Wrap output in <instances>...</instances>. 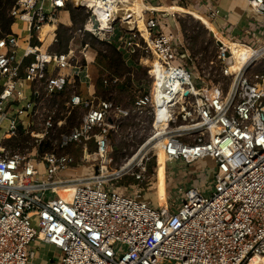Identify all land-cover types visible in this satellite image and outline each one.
<instances>
[{
	"label": "built area",
	"instance_id": "built-area-1",
	"mask_svg": "<svg viewBox=\"0 0 264 264\" xmlns=\"http://www.w3.org/2000/svg\"><path fill=\"white\" fill-rule=\"evenodd\" d=\"M245 1L259 17L252 21L259 29L249 21L238 24L236 37L212 33L220 76L232 80L224 93L198 70L178 24L184 14L164 10L160 0L17 1L11 15L13 28L21 29L0 39V264L35 262L36 244L56 251L52 264H247L264 256V0ZM136 4L143 7L141 22ZM70 9L87 14L79 33L110 43L127 63L124 55L132 60L139 55L152 89L160 79L178 89L159 93V99L152 90L144 92L129 109L98 95L84 97L81 90L60 105L56 95L79 84L90 63L84 54L82 65L71 49L51 51L62 15ZM219 16L211 4L204 17L213 23ZM48 24L56 28L46 44L40 35ZM117 26L123 31L119 43L111 40ZM223 39L255 54L238 66ZM29 82L30 98L25 95ZM45 109L38 133L35 119ZM76 109L84 112L82 119L61 135L59 146L82 148L85 175H65L77 170L69 155L25 154L8 144L31 136L39 148L54 132L56 116ZM148 111L156 126L152 140H163L167 167L214 162L211 194L184 182L174 187L177 200L160 207L139 189L145 175L137 174L135 185L113 184L133 168L109 170L111 133L119 122ZM92 163L97 166L89 173ZM71 186L69 198L59 194Z\"/></svg>",
	"mask_w": 264,
	"mask_h": 264
},
{
	"label": "rangeland",
	"instance_id": "rangeland-1",
	"mask_svg": "<svg viewBox=\"0 0 264 264\" xmlns=\"http://www.w3.org/2000/svg\"><path fill=\"white\" fill-rule=\"evenodd\" d=\"M164 3L166 2L164 1ZM167 3H169V1ZM177 19L180 23L181 33L186 41L187 48L191 56L197 60L198 70L204 72V74L208 76L215 89L220 90L223 93L227 92L232 80H223L220 76V64L216 58L217 46L214 34H212L200 22H197L193 17L188 15H180V17ZM69 22L70 24H68ZM61 23L62 25L59 26L58 30V42L51 48V51H65V49L61 48L66 44L65 38L67 36H72V40L68 44V49L74 50L75 55L79 60L78 62H83L86 64L84 62L83 55L88 54L90 51L89 55L92 58L91 61L94 60V64H96L97 51L92 45H98V43L92 38H88L86 33L78 32L82 24L79 21L73 23L69 15L68 22L63 20ZM251 23L252 26L259 29V24L252 21ZM122 37L123 31L120 30L119 26H117L111 40L115 43H119ZM84 42L87 43L85 46L83 45ZM250 42L252 43L253 40H250ZM22 45L26 44L22 42ZM243 55L242 59H244ZM124 56L126 59L130 60V67H128L131 68V72L128 77L130 76L132 80L131 86L122 91L121 89L111 86V84L114 82H107V84H105L106 89L103 91L101 90L99 95L102 99H111L110 101H112L114 104L129 109L131 107L132 101L136 99V97L141 96L144 92L149 93L151 90H155L158 83H156L152 89L148 70L146 67L140 64L139 55H135L133 60L129 59L128 55ZM227 64L230 67L232 65L230 60H228ZM256 70L260 71L261 68ZM102 76L104 79L109 81V77L106 74ZM83 78L84 77L82 75V79ZM124 82H126L125 78L120 80V83ZM98 83L99 76H95L90 85L92 95H98ZM31 87L32 83L30 82L25 85V95L28 98L31 97ZM73 92L75 91H73L72 88H69L67 92L68 95H66L64 99L66 100L67 97L73 94ZM59 103L62 105L60 101ZM48 109H50V107ZM61 109L62 108H60L58 111ZM45 111L46 109L42 111L41 115L35 119V129L38 131V133L42 131L41 124L46 117ZM83 113L84 112L82 110L76 109L70 112L67 116H56L54 132L50 133V135H48L43 141V143L46 141L50 144V150H48L46 153H54L58 156L69 155L74 158L77 170H69L65 172V175L68 177H81L88 172L86 168L80 165V160L83 155V150L81 147L71 146L67 148H61L59 146L61 135L68 133L74 126H76L82 119ZM69 116L73 119L71 122H68L67 118ZM180 123V121L177 122V124ZM155 129L156 126L151 116V111H148L145 115H142L137 119L119 122V128L113 131L110 136L112 154L110 156L109 170L111 172L119 171L138 153L139 158L129 167L133 168L129 175L119 179L118 181H114L113 184L119 185V182H123V186L135 185L138 183L136 175H145L143 182L138 184V186L140 185L139 189L142 191L144 198L151 201L154 205L160 207L166 206L167 202H169L171 198H174V201L177 200V197L174 194V187L177 184L185 185L184 182H186L187 186L193 185L199 191H204L203 193L205 195L211 194L213 187L211 176L214 162H212L210 159H206L190 166L185 163L178 162L171 164L168 167L167 164L162 163L160 158V162H158L157 150L159 149V146H156L153 141H150L154 136L156 131ZM16 141L20 146L18 151L25 154H34L35 151H38V154L41 155L39 150L42 145L39 148H34L35 142L31 136H29L28 140H23V137L13 139V141L8 142V144L13 146L16 144ZM156 141H162V139H158ZM89 149L90 151L94 150V144H92ZM152 159L155 160V165L152 167V173L149 174L148 167ZM96 166V163L88 165L89 173L94 171ZM44 169L45 168L43 167L41 170L43 171ZM133 174H135V176H132ZM132 178H134L136 182H132ZM35 249L38 258L31 264H52L53 259L56 257V251L52 247L44 244H36Z\"/></svg>",
	"mask_w": 264,
	"mask_h": 264
},
{
	"label": "trees",
	"instance_id": "trees-1",
	"mask_svg": "<svg viewBox=\"0 0 264 264\" xmlns=\"http://www.w3.org/2000/svg\"><path fill=\"white\" fill-rule=\"evenodd\" d=\"M17 1L18 0H0V39L5 37L6 35H9L12 33L14 19L11 15V12H12V9L17 4ZM69 12H70L72 22L75 23V22L79 21L82 24V26L79 28V30H83V27H84L85 22L87 20L86 12L82 9H70ZM86 34H87L88 38H92L95 42L98 43V45H94L92 43L93 44L92 46L97 51V57H96V64L95 65H96L97 69L99 70L98 71L99 72V83H98L99 86H98V91H97L98 96H100L99 92H101V90L103 91L106 89L104 82L107 81V79H104V77L102 76L104 74H106L109 77V81H107L108 83L114 82L111 84L112 87L117 88V89H121L122 91L125 90L127 87H130L132 80H131L130 76L128 77V75L131 72V68L128 67L129 65L126 62L125 58L123 57V54L119 50H117L115 47H113L110 43L101 41V40L97 39L96 37H94L90 33H86ZM41 40L44 41V39H41ZM71 40H72V36H67L65 38L66 44L64 45V47H61L62 49H65V51H62V52L68 51V44H69V42H71ZM86 44L87 43L84 42L83 45L85 46ZM56 53H61V51L56 52ZM82 65H85V64L82 62ZM123 78L126 79V82L120 83V80ZM69 88H72V87L69 86L67 88V90L60 92L59 94L56 95L57 100L60 101L62 103V105L67 100H69L71 97V95H70L69 97H67L66 100L64 99V97L66 95H68L67 92H68ZM72 89H73V91L76 90L78 92L79 91V84L77 83ZM155 93H156V89L152 90V94H155ZM133 101H132V103H133ZM115 105H117V104H115ZM117 106H119V105H117ZM70 116H72V115H70ZM70 116L67 118L68 122H71L73 120ZM28 138H29V136L23 137V140H28ZM49 146H50L49 142L45 141L39 150L40 154H44L48 150H50ZM19 148H20L19 143L16 141V144H14L12 146V149H19ZM158 162H160L159 158H158ZM154 165H155V160L152 159L151 163L149 164V167H148L149 174L152 173V169H153L152 167H154ZM131 180H133L132 182L135 181L134 178H132ZM119 185L123 186L124 183L119 182Z\"/></svg>",
	"mask_w": 264,
	"mask_h": 264
},
{
	"label": "crops",
	"instance_id": "crops-1",
	"mask_svg": "<svg viewBox=\"0 0 264 264\" xmlns=\"http://www.w3.org/2000/svg\"><path fill=\"white\" fill-rule=\"evenodd\" d=\"M160 1H161V5L164 8H168V9L184 8L190 11L191 15L188 16L193 17L197 22H200L211 33H223L225 38H232L237 36L236 34L239 32L238 30L240 28L238 27L239 26L238 24L246 25L248 24L249 21H253V18L259 19V17L256 16L252 12V10L249 9L248 3L245 0H202V4H201L202 6L197 4L198 2L197 0H190V1L183 0L182 3L180 0H178V3L173 2V0H160ZM164 1L166 3H164ZM168 1L169 3H167ZM211 4H215V6H217L220 10L219 18L217 19V21L213 23L204 17L207 11V7L210 6ZM68 15L71 19L70 12H65L62 15L61 21L63 22L64 20L65 22H68ZM68 24H70V22ZM178 24L180 25L179 22ZM53 27L54 29L52 30V32H54L56 26L54 25ZM19 28L21 29V27L16 25L13 28L14 32L19 33ZM231 31L232 34H229ZM51 34L47 37L41 34L40 38L44 39L46 44H49L51 41ZM239 44L241 47L243 46V44L241 43ZM242 48L248 49L245 48L244 46ZM89 52L87 54V57L90 60V63L88 67L82 72L81 79L79 82V88H80L79 90H81V93L83 94L84 97L96 96V95H92L90 85L93 78L95 76L96 77L99 76L98 69L94 64L95 61L94 60L91 61L92 58L90 57ZM82 75L84 77L83 79H82Z\"/></svg>",
	"mask_w": 264,
	"mask_h": 264
},
{
	"label": "bare ground",
	"instance_id": "bare-ground-1",
	"mask_svg": "<svg viewBox=\"0 0 264 264\" xmlns=\"http://www.w3.org/2000/svg\"><path fill=\"white\" fill-rule=\"evenodd\" d=\"M162 8H164V7H162ZM133 10L137 13L139 21L141 22L142 21L141 11L143 10V7L141 5L136 4V7H134ZM164 10L175 11L176 13H179V14L182 13L185 15H191L190 11H188L184 8H174V9L164 8ZM53 29H54V27L48 24V25L43 27L41 34H43V36L47 37L51 34ZM223 42H224V44H226V46L230 47L231 52H232V60L238 66H244L248 62V60L252 57L251 55L255 54L254 50H252V51L248 50L249 48L243 49L242 48L243 46L241 47L239 43L231 42V41H228L226 39H223ZM243 52H244V55H243ZM242 55L244 56V59H242ZM160 85L163 89H160L158 87ZM174 89L177 90L178 87L174 84H171V82H169L167 80L160 79V81L158 82V85L156 87V93L152 94V95H153L154 99L155 98L159 99L160 98L159 93L163 94L165 92H168V90L171 93L174 91ZM172 95L173 94L168 95L169 101H171L170 97ZM166 100H168V99H166ZM150 141H153L156 146H159V149L157 150L158 158H160L162 160V163L166 164V158L164 156V149H163V147H164L163 140L162 141H156V140L151 139ZM138 158H139V153L137 155H135L133 157V159H131L129 161V163L123 167V169L124 170L128 169L133 164V162H135ZM59 194L64 198H69L73 194V187L71 186L69 188H62L61 190H59ZM247 264H264V256H254V257H252V259Z\"/></svg>",
	"mask_w": 264,
	"mask_h": 264
}]
</instances>
